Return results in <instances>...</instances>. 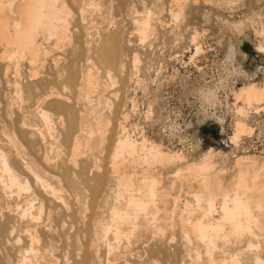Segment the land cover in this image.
<instances>
[{
    "label": "bare ground",
    "instance_id": "1",
    "mask_svg": "<svg viewBox=\"0 0 264 264\" xmlns=\"http://www.w3.org/2000/svg\"><path fill=\"white\" fill-rule=\"evenodd\" d=\"M171 4L187 1L0 0V264H100L97 256L123 258L135 243L138 264L189 263L190 232H164L174 223L172 193L150 168L184 156L132 139L125 107L108 110L103 101L104 112L95 99L105 83L121 92L138 82L151 22L165 30L166 9L177 20L184 12ZM93 7L98 13L88 22ZM236 98L264 104V83L243 86ZM244 116L235 122V143L253 132ZM104 119L111 134L99 129ZM211 154L184 167L187 186L198 188L191 191L197 207L186 201L180 220L204 245L194 264H264V160L237 155L233 182L222 190L225 177L214 174ZM138 161L147 165L133 170Z\"/></svg>",
    "mask_w": 264,
    "mask_h": 264
},
{
    "label": "rangeland",
    "instance_id": "2",
    "mask_svg": "<svg viewBox=\"0 0 264 264\" xmlns=\"http://www.w3.org/2000/svg\"><path fill=\"white\" fill-rule=\"evenodd\" d=\"M186 1L187 4L184 6L179 5L184 11H181L183 14H180L179 20L172 14L169 16L168 9L164 12L166 14H162L164 15L165 24L166 22L167 25L171 23L165 30L161 28L154 29L152 22L149 26L151 31L148 27L149 35L145 40L147 46L145 45L141 50L144 54L141 53V70L136 78L138 82L130 86L129 90H122L121 92H117L118 84L110 86L104 82L105 87L101 86L103 89L101 87L99 89L101 97L98 96L97 98L99 100L103 96L106 98L100 101L97 98L95 99L98 107H102V111L107 107L109 110L113 104H117L116 111L118 109V111H121L120 109L123 110L125 107L124 111H127L130 115L127 121V134L132 139L142 141L145 138L148 143L160 146L164 152L184 156L183 161L151 163L150 168L153 167L152 173L157 172L161 177L164 176L162 182L169 186V191L172 193L167 205L170 208V214L174 213L173 215L174 217L176 215V217L170 215L169 220H173L174 223L171 225L169 223L163 230L164 232L168 230L175 232L178 228V233H180V230L182 233L184 227L190 232L192 251L188 262L194 264L199 263L197 260L199 254H204V245L190 231L191 226L189 224L183 226L180 220L181 213L179 212L185 208L186 201L190 200V204L196 206L194 193H191V191L198 190V188L188 187V177L190 176L187 175L188 173L186 174L184 169L185 163H199L206 153H212L211 157L214 156V165L217 164L213 170L214 174L216 173L218 178L225 177L222 178V190H226L230 189L233 182L232 171L234 170L236 157L251 155L257 157V159L260 158L261 161L264 160V110H262L264 104H254L249 107L243 99L236 98V92L243 86L253 83L262 86L264 83V37H262L264 36L262 33L264 0H234L236 3L232 2L228 4L229 6L224 4L222 0ZM189 1L190 3H188ZM171 5L172 8L177 9V6ZM187 5L190 7L189 13ZM176 9L175 11H179ZM95 10H97V7L87 10V14H90L88 22L95 21V14L92 15ZM255 10L256 12H254ZM96 13H98V10ZM185 13L187 16H192H188L189 23ZM181 19L185 20V23ZM176 21H180L179 25ZM254 22L257 24H254ZM177 26H179V29ZM182 27L184 28L181 29ZM197 46L202 48V51L198 54H196ZM114 94H119V96ZM112 96L114 97L112 98ZM121 96L125 99L123 100ZM119 97L120 102L117 100ZM100 102H103L104 105L108 104L107 107L101 105ZM121 105L125 106L122 107ZM150 106L152 107L151 110ZM239 107L244 108V114L241 115L238 110ZM104 112H107V110ZM239 116L245 117L243 118L253 132L243 133L235 143L232 137L235 134V122L240 118ZM104 120V124H100L99 129L104 132L103 134H111L112 124L111 122L108 123V119ZM142 162L132 163L133 170H142V164L147 165L146 162ZM161 168L163 169L161 170ZM178 169L182 170L180 174L176 175ZM164 173L166 174L163 175ZM222 174L224 175L222 176ZM177 180L180 182H178L179 184L176 183ZM184 180L185 183L182 182ZM168 181L171 183H168ZM182 186L186 191L183 190ZM179 205H183V207H179ZM173 209H175V212L172 211ZM195 214L193 217L198 216L199 213L195 211ZM184 235H187L185 230ZM194 241L198 242H195L196 244L191 243ZM136 245L138 244L135 243L131 246L130 250L135 248ZM200 247L202 253H200ZM130 250L126 252L125 257H128L129 261L134 260L130 261L132 264H135V261L138 264V251ZM116 252L114 249L110 254ZM133 252L135 254L131 255ZM112 255H110L111 258L114 257ZM125 257L117 260H112L109 257L111 259V261L109 260L110 263L107 257L102 258L101 255L97 256L96 259L100 264L106 262L117 264V261H120L118 264H121V262L131 264Z\"/></svg>",
    "mask_w": 264,
    "mask_h": 264
}]
</instances>
